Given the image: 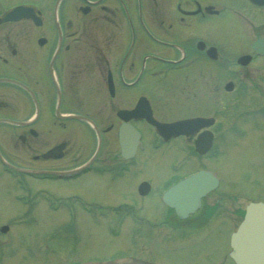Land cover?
<instances>
[{"label": "flooded vegetation", "instance_id": "obj_1", "mask_svg": "<svg viewBox=\"0 0 264 264\" xmlns=\"http://www.w3.org/2000/svg\"><path fill=\"white\" fill-rule=\"evenodd\" d=\"M18 4L29 6L27 14L3 20ZM263 38L264 0H0V187L22 210L0 225L14 228L39 208L65 213L62 223L78 229L98 228L92 225L99 217L108 218L106 229L138 227L140 241L119 257L157 264L163 263L145 239L165 226L200 230L216 215L232 221L234 230L244 199L221 193V176L202 161L226 143L228 130L242 131L249 122L237 108L250 96L243 88L264 83L248 75L264 68V54L253 47ZM242 56L251 59L239 63ZM200 93L212 94L214 102L205 100L195 111ZM147 106L161 122L213 116L214 123L164 135L146 120ZM234 112L230 121L222 118ZM258 124L251 127L264 130ZM131 125L136 137L126 129ZM205 130L212 132V146L199 155L195 139ZM195 159L200 163L193 167ZM154 162L166 171L160 188L143 172ZM200 168L213 171L218 181L196 208L179 216L161 194ZM57 182L117 183V193L132 184L140 198L158 196L164 214L148 220L128 201L94 202L84 190L62 195L50 190ZM69 207L83 219L68 222Z\"/></svg>", "mask_w": 264, "mask_h": 264}, {"label": "rangeland", "instance_id": "obj_2", "mask_svg": "<svg viewBox=\"0 0 264 264\" xmlns=\"http://www.w3.org/2000/svg\"><path fill=\"white\" fill-rule=\"evenodd\" d=\"M248 75L252 78H264V68L250 69ZM234 93L235 91L228 95ZM242 93L250 96L246 103H242L237 109L244 113V117L253 122V125L256 121L258 125H262L264 101L258 100L260 102L256 103L253 98L264 97V83L246 86ZM214 98L212 94L210 98L203 93L195 94V111L203 109L205 105L201 103L205 100L211 99L214 102ZM226 103L227 110H231L230 98ZM235 114L237 113L222 115V118L230 121ZM218 116L216 117L221 118ZM250 122L242 128V131L238 129L228 131L226 143H218L213 156L202 161L215 168L221 176L219 191L244 199L243 206L248 200L264 202V130L252 128ZM198 163L200 161L195 159L193 167ZM148 167L152 169L143 172L154 188L163 187L166 183L163 177L166 171L162 170L157 162L151 163ZM134 186L131 184V188L127 190L120 188L119 193L115 192L118 189L117 183L109 182L95 187L57 182L51 184L52 188L44 187L55 189L62 195L84 190L94 202L104 204L128 201L139 209L142 217L148 220L161 219L165 207L159 202L158 196L149 195L140 198L134 190L137 187ZM140 204H143L144 208H139ZM21 212L22 210L9 199L6 189L0 187V224L7 222L8 217ZM64 215L65 213H44L42 208H39L30 214L27 222L23 221L11 228L8 234L6 232L5 235H0V264H63L70 259L105 258L123 251L128 252L132 249L134 240L140 241L137 226L128 225L116 235L115 233L112 235L111 231L103 226V221L108 218L104 220L103 217H99L98 225H92L98 228L89 229L81 226L78 229L74 224L69 226L62 223V218H66ZM83 216L75 213V216L67 221L79 222ZM233 224L227 218L222 219L214 215L203 229L181 232L165 226L166 228L164 227L159 233L152 232L146 237V241L143 240L163 264H232L226 254L229 251V236Z\"/></svg>", "mask_w": 264, "mask_h": 264}, {"label": "water", "instance_id": "obj_3", "mask_svg": "<svg viewBox=\"0 0 264 264\" xmlns=\"http://www.w3.org/2000/svg\"><path fill=\"white\" fill-rule=\"evenodd\" d=\"M27 7L24 5L17 6L9 9L3 19H9L13 14H21ZM254 48L258 53H264V38L254 43ZM227 89L232 87L231 83L225 86ZM148 113V117H149ZM150 120V119H149ZM152 120V119H151ZM212 119H205L195 117L187 120L164 124L152 121L156 125L157 131L160 126L174 127L182 129L189 126L190 129L195 130L199 127L208 125ZM133 142V139H131ZM211 133L206 132L199 135L195 143V149L203 153L210 146ZM214 179L208 172L201 170L194 174L189 175L174 186L169 188L165 195L164 200L171 206H174L180 216H184L186 211L192 210L198 205L200 195L204 194L208 189L213 186ZM5 230V227L2 228ZM231 250L229 255L236 264H264V203L262 202H249L246 205L245 213L242 221L232 232L230 237ZM92 264H155L153 262L143 261L140 259L132 260H114L105 262H95Z\"/></svg>", "mask_w": 264, "mask_h": 264}]
</instances>
